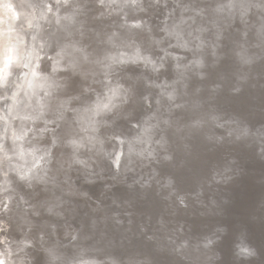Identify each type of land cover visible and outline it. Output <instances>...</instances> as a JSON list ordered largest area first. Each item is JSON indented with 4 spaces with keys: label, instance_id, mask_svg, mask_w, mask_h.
<instances>
[{
    "label": "water",
    "instance_id": "1",
    "mask_svg": "<svg viewBox=\"0 0 264 264\" xmlns=\"http://www.w3.org/2000/svg\"><path fill=\"white\" fill-rule=\"evenodd\" d=\"M143 1L146 7L132 18H140L144 32L160 39L161 45L144 49L154 64L130 62L114 72V81L132 91L122 108L106 114L107 123L97 130L102 137L110 131L109 154L101 153L99 158L84 150L82 162L70 165L68 179L79 193L85 192L66 202L68 209L75 210L73 216L44 212L48 224L43 226L42 215H34L30 204L49 192L40 184L27 188L23 181V189L10 194L11 208L0 213V223H8L7 230L0 227V250L9 246L19 264H45L53 241L66 246L76 242L82 230L80 216L96 219L101 226L106 209L115 218L107 229L114 243L99 256L115 254L121 264L127 263L128 252L132 259L142 258L137 264H264V25L262 35L255 34L264 22V10L255 4L244 18L236 16L227 24L219 20L215 26L204 19L214 11L216 0ZM91 4L95 8L87 15L100 8L94 1ZM189 13L209 27L201 48H185L166 34V26ZM87 33L86 41L92 35L90 30ZM241 49L250 60H241ZM199 54V64L182 75V65ZM50 63L45 59L39 67L48 72ZM57 74L66 82L67 93H81L84 100H94L103 90L97 83L82 87L76 73ZM171 88L175 95L169 99L166 92ZM202 112L209 117H200ZM147 118L151 120L146 122ZM177 121L181 126L174 129ZM145 123L153 124L159 143L154 142L151 155L141 158L128 149L127 141L134 140ZM60 124H54L53 134L62 130L64 123ZM206 131L208 137H201ZM51 133L45 136L49 145ZM58 147L54 145L55 157ZM64 149L70 152L68 146ZM60 177L68 187L66 176ZM21 198L29 199L28 208L21 205ZM119 230L125 234L119 236ZM243 240L252 252L241 248Z\"/></svg>",
    "mask_w": 264,
    "mask_h": 264
},
{
    "label": "bare ground",
    "instance_id": "2",
    "mask_svg": "<svg viewBox=\"0 0 264 264\" xmlns=\"http://www.w3.org/2000/svg\"><path fill=\"white\" fill-rule=\"evenodd\" d=\"M52 1H55L57 6ZM91 1L100 8L87 15L91 7L95 8ZM216 1L214 11L211 10L213 13L208 12L207 18L204 19L215 26L219 20L227 24L236 16L244 18L255 4L264 10V0ZM145 7L143 0H0V81H8L12 76L20 74L23 58L25 55L29 56L28 65L23 68L22 74L24 88L6 103L7 115L4 123L0 125V196L4 198L2 203L0 200V213L11 208L13 201L10 194L19 193L23 189L20 181H23L27 188L40 184L42 190L49 192L41 201L30 204H34L31 206L34 215H42L40 219L43 226L48 224L44 212L55 217L64 213L66 216H73L75 210L68 209L65 204L74 196L80 193L84 195L85 192L79 193L78 187L68 179L72 173L70 165L82 162L80 156L84 150L94 151L99 158L101 153L109 154L106 144L111 133L106 131L105 137H102L101 132L97 130L100 125L107 123L106 114L113 108H120L122 102L128 101L132 91V87L121 81H114V72H118L130 62L154 64L153 58L146 54L144 49L154 44L161 45L160 39L153 38L152 33L144 32L140 18H132ZM180 10H183V7ZM185 10H190V7ZM193 22L195 25H192ZM201 22L190 13L182 14L171 25L166 26L165 31L185 48H201L206 38L205 31L209 28ZM263 25L264 22L258 24L256 35H262ZM26 28L33 31L28 43H25L27 31H23ZM12 30H16V33ZM88 30L92 35L86 41L84 39L90 35ZM240 33L244 36L246 30L243 29ZM214 35L219 36L220 33L215 31ZM14 40L18 41V49L12 47ZM238 54L242 61L251 59L248 54L243 56L242 49ZM200 57L199 54L194 61L183 64L181 69H178L180 73L184 75L188 69L197 66ZM48 58L51 69L43 72L39 64ZM61 70L76 73L82 87L97 83V87L102 86L103 90L97 91L95 99L91 101L80 98L81 93H67L66 82L60 81L61 76L57 74ZM168 91L167 96L171 99L175 91L172 88ZM196 101L199 100H193ZM205 116L209 117L208 112L200 113V117ZM198 119H194V123ZM149 120L151 119L147 118L145 121ZM60 123H64L62 130L56 135L53 134L52 127H55L54 124L59 126ZM152 125L145 123L141 133L135 136L134 140L127 141L128 149H132L134 156L142 158L147 154L151 155L154 142L159 143V138H154ZM177 126H181V121H177L174 129ZM47 132H52L51 141L54 144L46 143ZM200 135L204 138L209 134L206 131ZM118 139L123 146V140ZM135 140H138L136 142H139V146ZM56 144L59 147L58 156L55 157ZM65 146L70 148V152L65 151ZM89 152L88 157L96 161ZM117 153L119 155L120 150ZM61 174L66 176L68 187L63 186ZM7 189L12 190L6 192ZM27 200L29 199L21 198V205L28 208L30 205L26 204ZM17 202L19 203V200ZM91 209L97 211L95 206ZM24 211L29 213L30 210L24 208ZM103 214L104 224L101 226L96 219L88 220L85 216H80L82 230L75 236L76 242L72 246H66L53 241L48 247L45 264H121L111 252L99 256L103 249L114 243V235L108 233L107 229L109 220L114 221L115 218L108 213V209L104 210ZM0 227L6 229L8 223L3 222ZM124 232L119 230V236L125 234ZM242 243L243 250L253 251L250 244L244 240ZM14 253L9 246L1 249L0 264H19V261L12 258ZM129 253L126 256V264H137L142 260L130 258Z\"/></svg>",
    "mask_w": 264,
    "mask_h": 264
},
{
    "label": "rangeland",
    "instance_id": "3",
    "mask_svg": "<svg viewBox=\"0 0 264 264\" xmlns=\"http://www.w3.org/2000/svg\"><path fill=\"white\" fill-rule=\"evenodd\" d=\"M28 29V30H27ZM30 29L29 28H26L25 30H23L24 32H26V40H25V43H28L29 42V39L31 37V34L33 31H29ZM13 33H16V30H12ZM30 34V35H29ZM17 41V40H16ZM15 40L13 41L14 42V45H12V47L14 46L15 49H18V41L16 42ZM27 45V44H26ZM27 47V46H26ZM13 48V49H14ZM29 52V50H28ZM28 52H27V55H28ZM29 57V56H28ZM28 57L25 55L23 60V64L21 65L22 68H21V73L20 74H17V75H14L10 78V80L8 81H5L4 80H1V86H0V102L2 103V105L0 106V125H2V123H4V119L7 115V107H6V103L9 102V100L17 93L21 92L24 88L23 84H24V78L22 76L23 74V71L25 69V67L28 65V62H29V59ZM27 60V61H26ZM27 62V63H26ZM24 68V69H23ZM15 79V80H14ZM12 80V81H11ZM14 80V81H13ZM4 81V82H3ZM7 82V83H5ZM14 83V84H13ZM17 83V84H16ZM5 84V85H4ZM8 85V86H7ZM12 85V86H11ZM2 87V88H1ZM5 87V88H4ZM13 88V89H12ZM16 88V89H15ZM10 89V90H9ZM14 90V92H13ZM10 91H12L10 93ZM11 97V98H10ZM9 99V100H8ZM4 106V107H3ZM5 109V110H4ZM1 128V126H0ZM1 132V130H0ZM1 135V133H0ZM3 202V200L1 201V203ZM3 223V222H2ZM0 223V224H2ZM2 228V227H1Z\"/></svg>",
    "mask_w": 264,
    "mask_h": 264
}]
</instances>
